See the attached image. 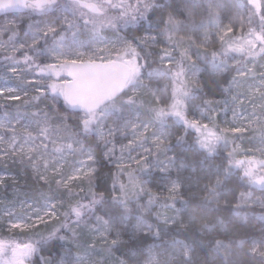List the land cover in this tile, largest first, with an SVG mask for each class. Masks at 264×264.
<instances>
[{
  "label": "snow or ice",
  "instance_id": "obj_1",
  "mask_svg": "<svg viewBox=\"0 0 264 264\" xmlns=\"http://www.w3.org/2000/svg\"><path fill=\"white\" fill-rule=\"evenodd\" d=\"M0 17V264H264V0Z\"/></svg>",
  "mask_w": 264,
  "mask_h": 264
},
{
  "label": "rangeland",
  "instance_id": "obj_2",
  "mask_svg": "<svg viewBox=\"0 0 264 264\" xmlns=\"http://www.w3.org/2000/svg\"><path fill=\"white\" fill-rule=\"evenodd\" d=\"M0 19H2V17H0ZM5 83H7L9 86H15L17 82L15 80H10V81H7V82H5L3 80H0V85H3Z\"/></svg>",
  "mask_w": 264,
  "mask_h": 264
}]
</instances>
